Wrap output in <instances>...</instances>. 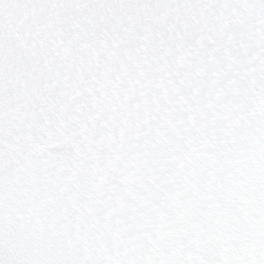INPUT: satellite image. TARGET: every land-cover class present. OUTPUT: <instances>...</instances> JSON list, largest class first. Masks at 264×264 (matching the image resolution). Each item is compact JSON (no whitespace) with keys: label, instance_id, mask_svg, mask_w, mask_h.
I'll use <instances>...</instances> for the list:
<instances>
[{"label":"snow or ice","instance_id":"1","mask_svg":"<svg viewBox=\"0 0 264 264\" xmlns=\"http://www.w3.org/2000/svg\"><path fill=\"white\" fill-rule=\"evenodd\" d=\"M0 264H264V0H0Z\"/></svg>","mask_w":264,"mask_h":264}]
</instances>
